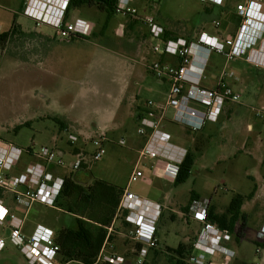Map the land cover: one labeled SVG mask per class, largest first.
<instances>
[{
  "label": "rangeland",
  "instance_id": "374dc122",
  "mask_svg": "<svg viewBox=\"0 0 264 264\" xmlns=\"http://www.w3.org/2000/svg\"><path fill=\"white\" fill-rule=\"evenodd\" d=\"M247 1L223 0L217 26L213 15L204 11L207 4L211 8L209 2L158 0L137 3V6L142 18L152 15L165 30L196 42L203 33L221 40L227 36L234 39L242 22L237 6ZM253 1L264 4V0ZM23 4L24 0H0V34L8 31L14 20L24 33L11 35L0 47V139L23 149L38 150L46 146L60 150L55 144L57 136L66 145L68 135L74 134L80 139L79 146L85 145V149L92 151L89 142L99 134H82L83 128L66 118L80 121L88 128L93 123H111L109 117L115 114V103L128 79L131 62H137L139 68L151 74V64L159 60L152 51L148 29L142 20L115 14L106 30L100 32L106 21L105 13L94 6H82L70 10L68 17L71 22L82 18L93 23L94 35L88 42L75 37L63 38L48 26L36 27L23 15ZM261 45L256 43L252 48L264 53ZM213 59L218 61L216 66L223 65L219 55L213 53ZM233 67L244 69L237 76L240 77L237 84L231 86L228 82L240 100L226 105L218 121L213 123L217 124L214 129L203 128L192 133L167 120L170 113L163 121L173 141L194 153L191 177L184 184L174 186L160 175H152L149 162H145L141 167L144 177L128 186L129 191L142 199H167L165 203H172L171 210L175 211L168 208L161 215L159 249L162 252L149 253L146 264H168L166 247H177L189 237L187 243L191 244V234L197 224L189 223L184 215L178 216V210L182 211L189 203H213L223 208L235 194L252 197L244 202V219L237 223L233 235L234 246L240 244L235 247L238 258L234 264H254L261 260L259 253H264V239L258 242L256 233L264 223V121L255 115L257 111H264V68H256L243 59L232 61L228 68ZM59 121L66 125V130L61 129ZM19 125L26 126L16 129ZM135 128L133 134L105 133L108 138L105 155L88 164L92 179L126 188L138 155L132 149L135 147L132 138L137 136ZM120 139L125 141L124 145L118 144ZM191 192L195 196L191 197ZM0 194L7 198L6 204L13 203L7 193ZM65 218L60 212L34 204L28 220L33 226L48 221L59 227ZM124 223L122 218L117 219L111 232L113 249L107 248L131 259L135 243L129 239V229ZM0 235L5 238L0 264H29L10 241L6 226H0Z\"/></svg>",
  "mask_w": 264,
  "mask_h": 264
},
{
  "label": "built area",
  "instance_id": "2783aa9c",
  "mask_svg": "<svg viewBox=\"0 0 264 264\" xmlns=\"http://www.w3.org/2000/svg\"><path fill=\"white\" fill-rule=\"evenodd\" d=\"M70 1L24 0L22 13L32 20L36 27L48 26L60 37L90 38L94 33L93 23L80 18L68 21L66 11ZM154 1L158 0H116L114 6L116 15L142 20L153 42L154 54L158 57L176 59L177 63L157 60L151 64L152 75L169 84L167 101L160 110L154 107L152 101H147L145 108L136 118L135 133L143 142L117 207V215L127 223L129 239L135 243L134 259L130 261L114 251L105 254L104 245L108 241L106 239L95 264L103 262L144 264L151 251L161 250L156 235L161 207L129 191L128 186L144 177L141 167L145 162H149L148 168L153 174H158L171 182L176 179L188 150L174 142L173 137L164 129L163 121L168 117L167 112L172 111L167 120L195 133L201 131L208 123H216L227 104L240 100V95L229 86L225 75L212 88L201 86L200 73L191 70L195 58L198 57L202 64L209 53L215 52L230 61L244 59L257 68H264L263 54L252 48L256 43L262 44V48L264 46V38L261 37L264 36V13L258 1L251 0L237 6L236 11L242 22L234 39L227 36L221 40L217 36L203 33L196 42H188L183 38H166V30L152 15L142 18L137 3ZM200 1L214 4L222 2ZM256 34L260 38H256ZM259 54L262 57L259 58ZM262 110L257 111L255 116L264 121ZM78 140V136L68 135L71 145H75ZM89 143L92 151L79 152L76 154V160L68 163L60 150L46 146L38 150L23 149L0 139V192L7 193L13 204L23 209L28 210L34 203L55 206L63 189L65 177L56 173L54 169L68 170L70 173L81 171L90 162H96L105 155V145L108 143L105 133L95 136ZM118 144L124 145L125 141L120 139ZM31 160L33 162L27 163ZM2 203L0 199V226H4L9 217V237L26 257L27 262L58 264L60 248L53 231L37 226L29 236H26L23 233L22 220L13 214L9 215ZM208 205L209 203H192L189 206L187 216L198 221L201 228L192 242L186 260L189 264H233L236 259L232 247L233 236L228 230L221 229L208 220ZM106 229L109 237L112 228ZM258 236L264 239V223L258 230ZM4 245L5 241L0 236V252ZM138 246L140 248H137ZM259 255L260 262L254 264H264L263 254Z\"/></svg>",
  "mask_w": 264,
  "mask_h": 264
},
{
  "label": "crops",
  "instance_id": "0c3cea01",
  "mask_svg": "<svg viewBox=\"0 0 264 264\" xmlns=\"http://www.w3.org/2000/svg\"><path fill=\"white\" fill-rule=\"evenodd\" d=\"M222 3H223V0H222V2L220 4L209 3V4H212L211 8L207 7L208 4L204 8V9H210L211 10L208 14L213 15V19H214L213 22H215V23L218 22L217 19L221 15V14L218 15L215 12V10L218 7H220L222 12H223V7L221 5ZM263 7H264V4L262 5V8ZM262 13H264V11H262ZM67 19H68V21H70L71 17L69 18L67 16ZM75 19H77V18H75ZM80 19H82V18H80ZM159 24L161 25V23H159ZM209 36H213V35H209ZM167 38L177 39V38H182V37L169 36ZM263 38H264V36H263ZM183 39H185V38H183ZM185 40H187V39H185ZM85 41L88 42V40H85ZM187 41L188 42H193V41H190V40H187ZM213 53H215V52L209 53L202 64H200V59L198 57L195 58L194 67H192L191 70L193 72L196 71V72L200 73V75H201L200 85L205 87V88H212V87H214L217 84V82L221 79V77L223 75H225V78L228 80V82L231 84V86L232 85L234 86L235 84H237L236 81H238L239 78H240V77H237V76L242 75V73H243L242 71H244V69L242 70L241 68H238V67H233V68H228V67H229V64L232 61H236V60L240 61V59H235V60L230 61V60L226 59L223 55L215 53V54L219 55L222 60H224L222 62L223 65L221 67H218V66H216V65H218L216 63L218 61L216 59H215L216 62L214 61V59L212 60ZM160 59L162 61L169 60L171 62L177 63L176 59H170V58H166V57H159V60ZM131 63L132 64H130V67L128 69L129 70L128 79L123 83L122 89H121V93L118 96L117 101L115 103L116 104L115 114L114 115H110V117H109V121H111L110 124L108 123V121H107V123L106 122H104V123H93L91 128H88L87 126L85 127V125H83V123H81L80 121H76V120L72 121V120L67 119V118H66V120H68L69 122L74 123V124H76V123L79 124L83 128L82 134L86 133V134H90L91 135V134H95V133H97V134L109 133V134H114L115 135V133L118 132V131H121V132H124V133H128V134L129 133L133 134V131H134V128H135V123H136V118H137L138 114L140 112H142L143 109L145 108L147 101H152L154 103V107L157 110L162 109L165 106V103L167 101L168 92H169V84L167 82H165V81L156 79L152 75V73L149 74L143 67L139 68L138 65H140V64H136L137 62H135V63L131 62ZM214 66L216 68H213ZM200 68H201V70H199ZM150 76L153 79L150 78ZM233 91L235 92V90H233ZM168 113L172 114V111H168L167 114ZM59 122H58V124H59V126H61V129L62 130H66V128H67L66 125L63 122H60V123H62V125H61ZM216 125L217 124L208 123V124L205 125L204 130H206V131L207 130H212V129L215 128ZM22 126H26V125H19L16 128H18V127L20 128ZM163 127L165 129L164 123H163ZM169 134L171 135V133H169ZM78 139H79V137H78ZM79 140H78V142H79ZM132 140H133L132 143L135 146L132 149H134V151L138 154V150L141 147L143 141H142L141 138H139L137 136L132 138ZM66 142H68V143L65 145L64 141L58 139V136H57V139L55 140V144L60 146L59 149H60V151L63 152L64 157L66 158L68 163H70L72 161H75L76 160V154H78L79 152H84L85 150H88V149H85V145L82 146V147L79 146L77 144L78 142L76 143L77 145L76 144L75 145H71L69 143V141H68V137H67ZM178 145H181V144H178ZM181 146H183V145H181ZM183 147H185V146H183ZM137 157H138V155H137ZM136 161H137V158H136ZM136 161H135V163H136ZM31 162H33V161L32 160L31 161H27V163H31ZM54 171L56 173L60 174V175H63L65 178H70L75 183H77V184H79V185H81L83 187H87L89 185H92V183L94 181H96V180L91 178V174H90V172L88 170V166H86V168L84 170L76 171V172H73V173H70L68 170H62V169H54ZM152 175H153V173H152ZM190 177H191V175H190ZM166 181H169V180H166ZM169 182L173 184V182H171V181H169ZM107 183L118 187L113 182H107ZM0 199H2V202H3L2 205L5 208H7L8 212H9V215L13 214L15 217H17V218L22 220L23 233L26 236H29L32 233V231L37 226H43V227H45V228H47L49 230H52L55 236L64 227L65 228H70V229H75L76 228L75 219L78 216H76L74 214H71V213L65 211L64 209L58 208L57 206L49 207V206L43 205L42 203H34V204H39V205H41V206H43L45 208H48L50 210H55V211L60 212L61 214L65 215L66 218H65L64 222L62 223V225L57 227V226L50 225L48 221H44L43 223L42 222L41 223H37L35 226H33L34 225L33 222L30 223L28 219H29L30 211H31V209H32L34 204L27 210V209H23L22 207H17L13 203H10L11 202L10 199H9V203L11 205L6 204V203H8L7 200H6L7 198L4 199L1 194H0ZM143 199L148 201V202H152L154 204H158L161 207L162 210H161L160 217H161L162 214L164 216V212L168 208H170L171 212H175V211L171 210L172 209L171 207H172L173 204L172 203H165L167 201V199L165 200V198L162 199L161 201L150 200V199H147V198H143ZM191 204L192 203L188 204V209H189V206ZM211 204H213V203H211ZM213 205L216 207L215 204H213ZM226 206H227V204H225V206L223 208H217L216 207V211L218 213H221V212L224 211ZM188 209H187V211H183V210L179 211L178 210L179 212L177 211L176 213H178V216H183V215L186 216V218L189 220V223L191 221H193V222H195L197 224L196 231L191 234V237H193V240H192V242H193L196 239V237H197V234H198V232H199V230L201 228V224L198 221L193 220L192 218L187 216ZM241 211L243 213V208H241ZM118 218H120V217H119V215H117V208H116L114 217L112 219L113 221L111 222L110 226L106 227V228H112L113 229V226H114V224H115V222L117 221ZM8 223H9V217L7 218V221L4 224V226H6L7 229H8ZM124 224H126V226H127V223H124ZM166 234L168 235V231L166 232ZM109 235H110L109 236L110 239L104 245L105 254L113 252V250H110V249L107 248V247H109V248L112 247L111 249H113V245H114V244H112V240L114 238L111 237L113 235H111V234H109ZM156 235H157V239H158V242H159V245H160L161 232L159 230V222H158V228H157V234ZM1 237L5 241V238L3 236H1ZM9 239H10V237H9ZM189 239H190V237L187 239V242H189ZM256 240L258 242L262 241V238H260L258 236V232L256 233ZM10 241H12V240L10 239ZM187 242H179V243L190 244V243H187ZM192 242H191V246H192ZM242 242L243 241H241V243ZM12 243H13V241H12ZM239 243L240 242H238V244ZM234 245L235 244H232V247L235 250V247H238L240 244L238 246H234ZM166 246H169V245H166ZM4 247H5V245H4ZM4 247H3V249H4ZM170 248H175V247H171L170 246ZM3 249H2V251H3ZM235 253H236V258H238L236 250H235ZM117 254H120V253H117ZM262 254H264V253H262ZM120 255L124 256V254H120ZM259 258H261V257L259 256ZM133 259H134V257L132 256L130 261H133ZM238 260H240V259H238ZM68 263H70V262H67V263L60 262V256L58 257V264H68Z\"/></svg>",
  "mask_w": 264,
  "mask_h": 264
},
{
  "label": "trees",
  "instance_id": "16d2710c",
  "mask_svg": "<svg viewBox=\"0 0 264 264\" xmlns=\"http://www.w3.org/2000/svg\"><path fill=\"white\" fill-rule=\"evenodd\" d=\"M115 3L116 0H71L67 7L66 15L68 16L69 11L72 9H78L82 6H94L105 13L106 16V21L100 31L102 32L106 30L108 21L115 15ZM204 11L209 13L211 10L205 9ZM215 12L220 15L222 10L218 7ZM16 33L24 34L14 20L11 28L0 34V47L4 46L11 35ZM169 36L176 37L173 33L165 31V37ZM76 38L90 39L84 37ZM60 124L62 125V123ZM194 163L195 155L191 150H188L173 182L174 186L181 185L189 179ZM86 191L89 193H86ZM122 192L123 189L101 180H96L92 185L83 187L70 178H65L63 189L55 202V206L78 217L75 219V229L63 228L55 236V241L60 248L58 255V257L60 256V262L95 264L106 239H110V237H107L106 227H109L112 222ZM192 196H195L193 192H191ZM251 197V194L247 197L241 194L233 195L221 213H218L216 207L210 203L208 205V220L219 228L228 230L233 236L237 223L244 219L241 208L244 202ZM187 209L188 205L182 210L187 211ZM235 239L237 240V237ZM137 248L140 247L138 246ZM190 250L191 244L184 243H179L175 248L166 247L165 254L168 256V264H189L186 259ZM151 252L159 254L162 251L153 250ZM101 264L109 263L103 262ZM144 264H146V261Z\"/></svg>",
  "mask_w": 264,
  "mask_h": 264
},
{
  "label": "flooded vegetation",
  "instance_id": "af4514ba",
  "mask_svg": "<svg viewBox=\"0 0 264 264\" xmlns=\"http://www.w3.org/2000/svg\"><path fill=\"white\" fill-rule=\"evenodd\" d=\"M249 1H250V0H249ZM249 1H247L246 3H248ZM262 5H263V4L260 3V8H261V11H264V7L262 8ZM217 23H218V25H219V22H217ZM243 60H244V59H243ZM244 62L247 63L245 60H244ZM254 67H255V66H254ZM256 68H257V67H256Z\"/></svg>",
  "mask_w": 264,
  "mask_h": 264
},
{
  "label": "bare ground",
  "instance_id": "6f19581e",
  "mask_svg": "<svg viewBox=\"0 0 264 264\" xmlns=\"http://www.w3.org/2000/svg\"><path fill=\"white\" fill-rule=\"evenodd\" d=\"M258 34L255 35L256 38H260L259 35L257 36ZM261 37H263V35H261ZM264 48V47H263ZM260 54H263V59H264V53H261ZM259 54V58L262 57L261 55ZM263 61V60H262Z\"/></svg>",
  "mask_w": 264,
  "mask_h": 264
}]
</instances>
